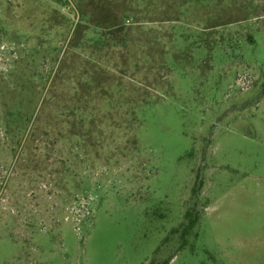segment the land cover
<instances>
[{"label": "rangeland", "instance_id": "rangeland-1", "mask_svg": "<svg viewBox=\"0 0 264 264\" xmlns=\"http://www.w3.org/2000/svg\"><path fill=\"white\" fill-rule=\"evenodd\" d=\"M165 262L264 264V0H0V264Z\"/></svg>", "mask_w": 264, "mask_h": 264}, {"label": "trees", "instance_id": "trees-1", "mask_svg": "<svg viewBox=\"0 0 264 264\" xmlns=\"http://www.w3.org/2000/svg\"><path fill=\"white\" fill-rule=\"evenodd\" d=\"M199 185L195 184V187H193L192 191L195 192V189H198ZM186 219L188 220V223L185 225L183 232H182V237H184L185 234H187L188 232H190L194 226L197 223V216L196 215H191L190 212H186L185 213ZM168 262H165L163 264H167Z\"/></svg>", "mask_w": 264, "mask_h": 264}]
</instances>
